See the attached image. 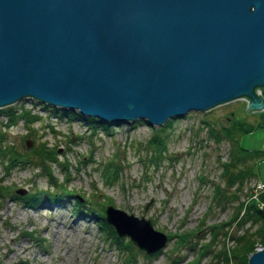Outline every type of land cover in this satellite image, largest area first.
Masks as SVG:
<instances>
[{"label": "water", "instance_id": "1", "mask_svg": "<svg viewBox=\"0 0 264 264\" xmlns=\"http://www.w3.org/2000/svg\"><path fill=\"white\" fill-rule=\"evenodd\" d=\"M23 97L148 125L240 97L262 109L264 0H0V107ZM103 214L145 253L166 242L142 214Z\"/></svg>", "mask_w": 264, "mask_h": 264}, {"label": "rangeland", "instance_id": "2", "mask_svg": "<svg viewBox=\"0 0 264 264\" xmlns=\"http://www.w3.org/2000/svg\"><path fill=\"white\" fill-rule=\"evenodd\" d=\"M42 103L33 97H23L9 104L30 109L39 116L28 128L21 119L9 124L1 113L8 105L1 106L4 108L0 111V133L4 136L1 142L10 144L17 152L28 150L37 141L55 147L57 157L66 162V170L63 174L59 165H53V174L73 193L28 205L14 190L24 188L23 194L40 188L50 190L46 178L34 167V160L15 162L7 170L6 161L0 157V183L9 190L0 195V264H122V254L96 224L95 209L108 203L135 216L148 217L153 227L166 235L192 230L189 238L195 243L208 238L205 224L221 221L224 224L235 210L236 199L208 206L209 182L219 178L218 160L228 158L230 142L225 137L214 142L201 120H207L215 128L227 124L232 117L256 121L257 110L246 109L244 98L171 119L161 132L166 150L156 168L146 167L141 159L149 150L145 140L152 128L161 124L148 125L145 119H136L111 122L103 128L78 115L54 113L43 108ZM26 139L31 141L29 147L24 143ZM237 142L244 148L263 149L264 127L259 125L241 133ZM111 158L121 169L117 179L106 184L100 166ZM253 170L254 175L243 184L240 199L257 180L264 184V151L255 159ZM199 175L202 185L197 182ZM77 195L90 200L79 211L73 205ZM227 223L223 228L229 234H220L210 244L211 250L206 249L201 262L224 264L215 256L221 244L230 246L231 234L254 227L247 220L241 226H236L234 220ZM173 239L151 253L132 244L135 259L132 264H183L196 250L187 244L178 249Z\"/></svg>", "mask_w": 264, "mask_h": 264}, {"label": "trees", "instance_id": "3", "mask_svg": "<svg viewBox=\"0 0 264 264\" xmlns=\"http://www.w3.org/2000/svg\"><path fill=\"white\" fill-rule=\"evenodd\" d=\"M41 106L43 108L47 107L54 113L59 111L68 116L78 115L79 117H83L87 122L100 124L103 128L110 123L98 120L94 116H82L78 111L68 108H58V106H52L46 103H42ZM4 108V112L1 113L7 117V122L9 124H13L18 119H21L22 123L28 128L30 126L29 123H32L39 118V116L34 114L30 109H25L22 106L13 107L8 105ZM4 108H0V111H3ZM255 113L259 116L256 121L250 122L243 118L234 119L232 117L230 122L227 124H220L217 128L211 123L209 124L207 120H201L202 123H205L207 126V133L212 137L214 142L220 141L223 137L230 142L228 158L225 160H218L220 165L219 178L216 181L209 182L210 195L208 206L211 207L221 204L224 201L227 202L231 199H236V203L234 204L235 210L227 220H224L226 222L224 224H228L227 222L232 220L235 221L236 226H241L246 220L250 221L252 225L254 224L252 229L248 226L239 233L231 234L230 238L233 239V243L230 246H225L224 243H222L221 248L217 249L215 256H219L217 259L223 261L224 264H246L248 255L253 252L256 247L264 244V188L261 190H254L253 186H249L243 193V197L241 199L239 198V193L243 188L246 178L254 175L253 166L255 159L262 153V151H264V148H244L237 142L238 136L241 133L250 131L259 125L264 127V108L257 110ZM175 117L176 116H173L172 118L165 120L161 126L152 128L150 136L145 140V145L149 150L148 154L141 160L146 167L156 168L162 160L166 145L164 136L161 132ZM3 137V134L0 133V157L2 160L6 161V169H10L9 166H13L15 162L18 161L27 162L29 160H34V167L39 168L41 174L47 180V185L51 188L50 190L40 188L38 190L28 191L26 194H20L25 203L28 205H35L42 199L52 200L73 193L67 188L65 183L62 184L59 182L57 177L53 174V165H59L60 172L63 174H65L66 170V162L60 161L57 157V149L55 147L48 146L44 141H37L28 150L17 152L10 144L1 142L4 139ZM21 155H23L22 158H20ZM120 169V166L115 161L113 162L112 158L103 163L100 166V173L104 182L106 184L113 183L117 179ZM197 182L201 183V185L203 184V179L200 175ZM57 190L58 192H55ZM2 191L7 193L9 190L0 183V195H2ZM40 194L41 196H39ZM89 201L90 200L86 196H82L81 199V197L77 195L73 200V205L76 211H79L81 206L85 203H89ZM106 202L108 203L110 200L107 199ZM260 202L263 204L261 205ZM88 211L90 212L91 209ZM94 214L97 218L96 224L101 233L107 237L111 243H113L114 247L122 254L121 263L132 264L135 259L133 245L130 241L123 236L115 234L112 227L104 219L103 207L101 205L95 209ZM222 223L223 221L205 224L208 238L201 242L195 243V241L193 242V240L189 238L192 230H180L167 233V240L173 237V242L178 246V249L181 248L180 245L183 244L195 248L196 252L191 258L184 261L183 264H212L211 260L201 262V259L204 258L205 253L207 252L206 249L211 250L213 242L220 234L224 236L229 234L226 229L223 228L224 224Z\"/></svg>", "mask_w": 264, "mask_h": 264}, {"label": "built area", "instance_id": "4", "mask_svg": "<svg viewBox=\"0 0 264 264\" xmlns=\"http://www.w3.org/2000/svg\"><path fill=\"white\" fill-rule=\"evenodd\" d=\"M263 187H264V185L261 182L256 181L254 183L253 189L254 190H261V189H263ZM260 204L262 205L263 203L260 202Z\"/></svg>", "mask_w": 264, "mask_h": 264}, {"label": "bare ground", "instance_id": "5", "mask_svg": "<svg viewBox=\"0 0 264 264\" xmlns=\"http://www.w3.org/2000/svg\"><path fill=\"white\" fill-rule=\"evenodd\" d=\"M255 110H258V109H255ZM144 121V120H143Z\"/></svg>", "mask_w": 264, "mask_h": 264}]
</instances>
